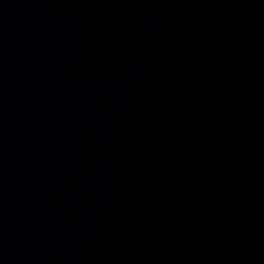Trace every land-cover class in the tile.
<instances>
[{
	"label": "water",
	"instance_id": "obj_1",
	"mask_svg": "<svg viewBox=\"0 0 264 264\" xmlns=\"http://www.w3.org/2000/svg\"><path fill=\"white\" fill-rule=\"evenodd\" d=\"M0 264H264V0H0Z\"/></svg>",
	"mask_w": 264,
	"mask_h": 264
}]
</instances>
